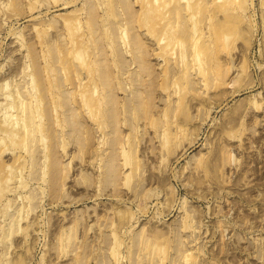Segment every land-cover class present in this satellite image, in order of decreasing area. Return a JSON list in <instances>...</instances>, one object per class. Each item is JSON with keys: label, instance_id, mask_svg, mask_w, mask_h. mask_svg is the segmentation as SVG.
<instances>
[{"label": "rangeland", "instance_id": "rangeland-1", "mask_svg": "<svg viewBox=\"0 0 264 264\" xmlns=\"http://www.w3.org/2000/svg\"><path fill=\"white\" fill-rule=\"evenodd\" d=\"M200 1L0 0V264H264V0Z\"/></svg>", "mask_w": 264, "mask_h": 264}, {"label": "bare ground", "instance_id": "bare-ground-1", "mask_svg": "<svg viewBox=\"0 0 264 264\" xmlns=\"http://www.w3.org/2000/svg\"><path fill=\"white\" fill-rule=\"evenodd\" d=\"M144 3H145V8H147V11L148 12H152V10H156L157 12H154L155 14H153V15H151V20L153 21V23H157V24H160L161 22H163V16H162V13L161 12H163V10H164V8H165V6L169 3V1L170 0H142ZM185 1V2H184ZM218 2L220 5H217L220 9H225L226 7H227V4H229V3H232V2H239L240 0H214V2ZM183 2L185 3V5H184V7H185V9H186V11H189V17H190V19L191 20H193L192 19V17L194 16V13H196L195 12V10H194V8L198 5V4H200L201 3V1L200 0H194V1H192V0H183ZM216 4V3H215ZM200 9H202V8H200ZM145 14V13H144ZM150 14V13H149ZM152 14V13H151ZM165 14V13H164ZM114 18V17H113ZM193 18H195V17H193ZM65 21V20H64ZM77 22V21H76ZM219 22V21H218ZM146 24V23H145ZM150 24V23H149ZM154 24V25H155ZM163 24V23H162ZM193 24H196V23H194L193 22ZM207 24V23H206ZM72 26V25H71ZM75 26V25H74ZM78 26V25H77ZM145 26V25H144ZM198 26V25H197ZM175 27V26H174ZM195 28V27H194ZM199 28V27H198ZM68 29V28H67ZM148 29L150 30V28L148 27ZM174 29V28H173ZM68 31V30H67ZM194 31V30H193ZM72 32H73V30H71V27L69 28V31H68V34H69V40L71 41V43H73L74 44V41H73V34H72ZM148 33V32H147ZM124 33H122V35H123ZM149 36V35H148ZM164 36V35H163ZM202 37V32L201 31H198V32H195V35H194V38H193V48H194V50H193V53H191V54H193V57H192V61H193V64L194 65H197L196 66V70H197V73L198 74H200V76H202V78H203V80H204V77H206L207 76V74H208V72H207V70L206 69H203V67L200 65V63H201V54H202V51H201V48L200 47H198L197 46V44H198V42H199V40H200V38ZM163 38V37H162ZM166 38V37H165ZM223 38V37H222ZM159 39V38H158ZM173 39V38H172ZM176 39V38H175ZM68 40V39H67ZM120 40V39H119ZM163 41H160V46H164L163 47V49L166 47V46H169L170 45V41H168V40H164V38L162 39ZM159 41L157 42V43H159ZM121 42V41H120ZM172 42V41H171ZM183 42V41H182ZM206 42V41H205ZM123 43V42H122ZM175 44H176V42H175ZM177 44H178V42H177ZM183 45V44H182ZM182 45H180V46H182ZM172 47V46H171ZM173 48V47H172ZM173 50V49H172ZM169 51V50H168ZM179 51V50H178ZM184 51V50H183ZM167 52V51H166ZM192 52V51H191ZM75 54V53H74ZM80 54V53H79ZM190 54V53H189ZM58 55V54H57ZM75 56V58H76V60L79 62V63H82V61H83V59L81 60V58H80V56H76V54L74 55ZM179 64V63H178ZM81 66V65H80ZM84 66V65H83ZM206 79V78H205ZM216 82V81H215ZM83 86V85H82ZM94 87V86H93ZM32 91V90H31ZM93 91H95V90H93ZM93 91H91V90H88L87 91V93L86 92H84V93H82L81 95H82V97L84 96V95H87L89 98H90V96H92L93 95ZM16 92V91H15ZM33 92V91H32ZM86 93V94H85ZM95 93V92H94ZM31 98L33 99V100H36V96L35 95H32L31 94ZM9 100H11V99H9ZM20 99H18L17 101H18V112L24 117V118H27V120H28V118L30 117V112H29V110L28 109H26L25 107H24V105H23V103H22V100L21 101H19ZM89 100V99H88ZM2 101V100H1ZM87 101V100H86ZM85 100H84V103L82 102V106H83V108L85 109L84 111H87V112H92L93 111V109H92V107H91V104L89 103L90 101H88V102H86ZM25 102V101H24ZM257 105V104H256ZM13 106V102H12V104H10V102L9 103H7V106H5V107H3L2 105H1V103H0V130H2L3 128V125H4V123H6V120H7V118H9V117H11L10 115H9V111H11V110H9L11 107ZM27 107V106H26ZM3 108V109H2ZM95 111V110H94ZM11 113V112H10ZM42 113V112H41ZM33 114V113H32ZM91 114V113H90ZM8 115H9V117H8ZM19 116V115H18ZM22 116H21V118H22ZM37 116V115H36ZM23 118V119H24ZM32 118V117H31ZM36 118V117H35ZM19 120H20V118H19ZM31 120V119H30ZM8 121V120H7ZM10 121V120H9ZM13 121V120H12ZM19 122V121H18ZM15 123V122H14ZM22 123H21V121H20V125H21ZM179 124V123H178ZM13 127V126H12ZM17 128V127H16ZM29 128V127H28ZM14 129V128H13ZM18 129L22 132V133H25L26 131H27V129L24 127V125H21L20 127H18ZM37 129H38V127H37ZM18 130V132L20 133V131ZM11 133H9V135L10 136H12L13 138H14V134H13V132L12 131H10ZM17 132V133H18ZM15 133V132H14ZM18 133V134H19ZM41 133V132H40ZM6 134V133H5ZM17 134V135H18ZM175 134V133H174ZM164 135V134H163ZM37 136V135H36ZM35 136V137H36ZM40 136V135H39ZM32 138V137H31ZM42 138V137H41ZM43 142V141H42ZM165 143H166V141H165ZM43 145V144H42ZM23 149V148H22ZM168 149V148H167ZM123 153V152H122ZM124 157V156H123ZM130 158V157H129ZM125 159H127V158H125L124 157V160ZM45 160V159H44ZM126 162V161H125ZM126 165H127V162H126ZM126 174V173H125ZM129 174V173H128ZM126 182V181H125ZM21 193V192H20ZM18 224V223H17ZM19 227V226H18ZM17 227V228H18ZM18 230V229H17ZM124 233V232H123ZM8 235V234H7ZM112 235V234H111ZM113 238V237H112ZM147 242V241H146ZM112 245V244H111ZM111 247V246H110ZM115 247H116V245H115ZM115 247H114V249H113V254H114V256L116 257V250H115ZM162 248H163V245L161 246ZM165 247V246H164ZM113 248V247H112ZM157 248V247H156ZM155 248V250H157ZM161 248V249H162ZM111 250V249H110ZM162 251V250H161ZM160 251V252H161ZM156 254H157V252H156ZM161 255H162V252H161ZM158 257V256H157ZM161 257V256H160ZM162 257H164V256H162ZM159 258L160 260H162V259H164V258ZM185 258V257H184ZM114 261H115V258H114ZM159 264V263H158Z\"/></svg>", "mask_w": 264, "mask_h": 264}]
</instances>
